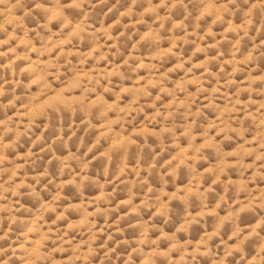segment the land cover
Wrapping results in <instances>:
<instances>
[{"label":"clouds","instance_id":"9594fccd","mask_svg":"<svg viewBox=\"0 0 264 264\" xmlns=\"http://www.w3.org/2000/svg\"><path fill=\"white\" fill-rule=\"evenodd\" d=\"M107 4L0 0V264H264V0Z\"/></svg>","mask_w":264,"mask_h":264},{"label":"rangeland","instance_id":"374dc122","mask_svg":"<svg viewBox=\"0 0 264 264\" xmlns=\"http://www.w3.org/2000/svg\"><path fill=\"white\" fill-rule=\"evenodd\" d=\"M124 2H125V0H121V5H123ZM113 3H115V0H108V4L103 6V7H105V8L110 7ZM98 11H99V9H98Z\"/></svg>","mask_w":264,"mask_h":264}]
</instances>
